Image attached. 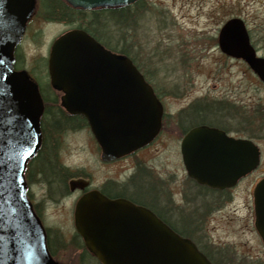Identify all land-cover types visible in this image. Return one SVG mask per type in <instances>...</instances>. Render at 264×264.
<instances>
[{
  "label": "water",
  "instance_id": "obj_1",
  "mask_svg": "<svg viewBox=\"0 0 264 264\" xmlns=\"http://www.w3.org/2000/svg\"><path fill=\"white\" fill-rule=\"evenodd\" d=\"M35 0H0V264H59L46 245L44 227L27 198L25 170L41 146L43 102L36 83L14 70V52ZM84 10L115 8L138 0H64ZM221 50L241 57L264 81V64L252 55L244 23L228 20L220 30ZM47 71L61 105L86 118L104 160L124 156L152 141L162 107L132 61L102 46L82 29H70L51 44ZM104 80H100V78ZM106 81L115 86L113 101L95 93ZM187 175L212 188L233 186L254 170L259 150L250 140H234L201 126L180 143ZM84 180H71L83 187ZM255 228L264 245V177L254 192ZM74 226L101 264H210L195 245L149 210L125 200L88 192L76 203Z\"/></svg>",
  "mask_w": 264,
  "mask_h": 264
},
{
  "label": "flooded vegetation",
  "instance_id": "obj_2",
  "mask_svg": "<svg viewBox=\"0 0 264 264\" xmlns=\"http://www.w3.org/2000/svg\"><path fill=\"white\" fill-rule=\"evenodd\" d=\"M60 1L63 4L65 3L63 0ZM240 1L227 0L226 2L223 0L220 27L215 38V48L217 49L215 51L220 56L219 62H232L236 65L237 69L235 74L232 75L234 79H232V82L211 85L213 88L218 86L219 90H210V88L204 86L198 89L193 88L192 76L188 74V56L202 58L208 53L207 43L209 42L203 40L194 41V44L191 39L185 40L184 50L174 52L178 57H173L174 61L167 62L168 68L166 69L163 67L166 65L158 66V64H161L164 57L169 56L170 58L172 55L171 50L159 51L160 58L151 70L138 66L132 60L162 107L160 128L152 141L122 157L104 160L101 155V148L86 118L82 115L66 113L70 121L73 122L67 127V131L82 128L89 130L95 154L94 171L88 175L80 170L73 171L61 162L59 153H57L59 162L70 173V176L63 185L53 186L47 181H40L36 165L33 163L37 154L28 162L25 171L28 184L27 196L45 228L47 248L54 260L64 264L60 255L68 248L73 247L79 264H101L87 249L83 238L77 233L74 219L73 234L67 239L66 235L59 230L47 228L43 219L44 202L45 204L49 201L59 203L65 198H72L74 201L73 218L76 202L88 192H98L107 199L125 200L137 207L149 210L177 234L187 235L186 238L194 243L197 250L206 257L210 264L264 263L261 260L254 262L251 259L236 258L233 250L205 238L209 216L216 209L232 202L238 189L243 190L246 187L248 191L246 201L249 200L251 203V214L249 215L251 229L257 236L259 245L264 248L261 237L255 228L254 211L255 188L258 181L264 177V174L257 178L254 176L262 164V149L258 144V140L264 142V81L244 59L224 53L218 43V36L223 25L232 18H239L246 28L252 55L259 63L264 64V0H249L250 10L245 15L241 14ZM185 2L188 6V0H185ZM137 3V15L143 16L144 14L141 13L146 9V0H139L124 8L128 11ZM38 9L40 10V0H36L35 15ZM40 15L44 21H52L50 20L51 17L42 14L41 10ZM22 61L23 58H16L14 67L18 70L25 69L22 66ZM178 64H183L184 68H178L176 66ZM169 75L170 78H167ZM100 80L104 79L101 77ZM48 85L50 94L55 95L58 104H60L62 94L52 89L50 84ZM98 86L100 90L95 93L97 99L94 100L102 104L111 103L113 96L116 95L112 91L115 84L104 81L100 82ZM245 92H248V94L245 95ZM242 96L248 97V105L251 109L250 131L248 132L240 130L241 122L239 110L237 109L240 104L235 103V100H239ZM230 112L232 113L230 115L231 119L227 116ZM201 126L220 130L227 137L234 140H250L259 150L258 166L238 179L234 186L220 189L198 183L189 175L187 176L185 169H183L184 176L181 179H176L152 164L155 155L159 154L156 147L158 140L180 139L181 141L192 129ZM54 147L58 152V143L57 145L54 142L51 143L50 149ZM74 179L84 180L83 187H71L70 181ZM37 183L42 184L44 189L41 195L42 200L35 201L31 188L36 186ZM209 200L212 202V206L208 209ZM88 260L90 262L87 263Z\"/></svg>",
  "mask_w": 264,
  "mask_h": 264
},
{
  "label": "rangeland",
  "instance_id": "obj_3",
  "mask_svg": "<svg viewBox=\"0 0 264 264\" xmlns=\"http://www.w3.org/2000/svg\"><path fill=\"white\" fill-rule=\"evenodd\" d=\"M222 2L223 0H188L187 6L185 0H146V9L141 13L144 15L139 14V18L135 12L131 26L129 25L128 30L123 29L120 33L122 40L120 38L117 43L112 41L111 44H116V48L125 49L138 66L151 70L160 58L159 51L171 50L172 52L170 58L166 56L161 64H158V66L166 65L163 66L166 69L167 62H172L175 60L172 59L173 57H178L175 53L184 50L185 40L191 39L192 43L200 40L207 41L209 42L207 43L208 53L202 58L188 56V74L192 76L193 88L198 89L204 86L210 90H219L218 86L213 88L211 85L232 82L234 80L232 75L237 69L232 62H219L220 56L215 51L217 50L215 38L222 17ZM240 4L241 14L249 13V0H241ZM75 25L44 21L39 9L36 15L31 16L16 54L19 59L23 58L22 66L35 80L39 81L44 92L49 88L46 64L50 45L56 37ZM176 66L184 68L183 64ZM167 78H170V75ZM247 94L248 92H245V95ZM235 103L240 104L237 107L241 122L240 130L248 132L251 121L248 97L242 96L239 100H235ZM230 115H232L231 112L227 116L230 117ZM67 129L58 137V153L61 162L73 171L80 170L87 175L92 173L95 167V154L89 130L82 128L67 131ZM179 142L180 139L158 140L156 147L159 154H156L155 159L152 160V164L176 179L184 176ZM258 144L262 149V164L254 175L256 178L264 174V142L258 140ZM43 189L44 187L39 183L31 188L35 201L42 200ZM241 190L238 189L232 202L216 209L209 216L205 238L233 250L236 258L264 262V248L259 245L249 222L251 203L249 200L246 201L248 191L246 187ZM44 205L43 219L46 227L59 230L66 235V239L69 238L73 234V199L65 198L59 203L49 201L45 204L44 202ZM211 206L212 202L209 200L208 209ZM72 248H68L60 255L64 264H79L76 251Z\"/></svg>",
  "mask_w": 264,
  "mask_h": 264
},
{
  "label": "trees",
  "instance_id": "obj_4",
  "mask_svg": "<svg viewBox=\"0 0 264 264\" xmlns=\"http://www.w3.org/2000/svg\"><path fill=\"white\" fill-rule=\"evenodd\" d=\"M137 6L138 3L129 8L128 11L123 7L84 11L63 4L60 0H40L41 13L50 16V20L65 23L69 26L76 24L73 28L85 30L106 48L129 57L131 56L128 55L125 49L116 48V44L112 45L111 43L112 41L117 43L122 37L120 33L123 29L128 30L129 25L131 26L130 23ZM36 83L40 88L44 101V113L41 119L43 143L33 163L36 165L40 181H47L53 186L63 185L70 173L59 162L57 149L55 147L50 149V146L53 142L57 145L58 137L73 122L70 121L69 116L58 104L57 97L50 94V88L44 92L38 80H36ZM181 236L188 237L187 235Z\"/></svg>",
  "mask_w": 264,
  "mask_h": 264
}]
</instances>
